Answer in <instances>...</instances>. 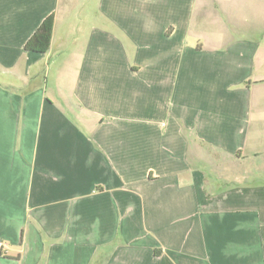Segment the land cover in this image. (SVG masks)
Wrapping results in <instances>:
<instances>
[{
  "label": "crops",
  "instance_id": "crops-1",
  "mask_svg": "<svg viewBox=\"0 0 264 264\" xmlns=\"http://www.w3.org/2000/svg\"><path fill=\"white\" fill-rule=\"evenodd\" d=\"M0 264H264V0H0Z\"/></svg>",
  "mask_w": 264,
  "mask_h": 264
},
{
  "label": "trees",
  "instance_id": "trees-1",
  "mask_svg": "<svg viewBox=\"0 0 264 264\" xmlns=\"http://www.w3.org/2000/svg\"><path fill=\"white\" fill-rule=\"evenodd\" d=\"M54 16L47 17L25 46L29 52L43 54L48 52L52 43Z\"/></svg>",
  "mask_w": 264,
  "mask_h": 264
}]
</instances>
